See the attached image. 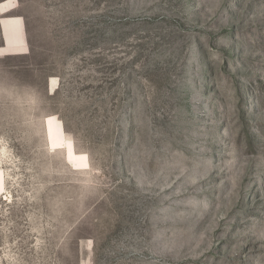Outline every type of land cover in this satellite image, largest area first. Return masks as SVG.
Listing matches in <instances>:
<instances>
[{
    "label": "rangeland",
    "instance_id": "obj_1",
    "mask_svg": "<svg viewBox=\"0 0 264 264\" xmlns=\"http://www.w3.org/2000/svg\"><path fill=\"white\" fill-rule=\"evenodd\" d=\"M0 13V264H264V0Z\"/></svg>",
    "mask_w": 264,
    "mask_h": 264
},
{
    "label": "crops",
    "instance_id": "obj_2",
    "mask_svg": "<svg viewBox=\"0 0 264 264\" xmlns=\"http://www.w3.org/2000/svg\"><path fill=\"white\" fill-rule=\"evenodd\" d=\"M7 24H9V29L6 36L5 29H3V24L0 18V26L2 30L1 32L3 34V40L5 41V43L9 41L11 42V44L13 43L16 46L22 47L25 41V26L23 20L21 19V22L18 20H14L12 23L8 22Z\"/></svg>",
    "mask_w": 264,
    "mask_h": 264
},
{
    "label": "bare ground",
    "instance_id": "obj_3",
    "mask_svg": "<svg viewBox=\"0 0 264 264\" xmlns=\"http://www.w3.org/2000/svg\"><path fill=\"white\" fill-rule=\"evenodd\" d=\"M4 29H5V34H6V36H7V32H8V30L6 29V26L4 25ZM8 43H10L9 41H8ZM50 132H52V130L50 131ZM54 133V132H53ZM50 134V133H49ZM52 134V133H51Z\"/></svg>",
    "mask_w": 264,
    "mask_h": 264
},
{
    "label": "water",
    "instance_id": "obj_4",
    "mask_svg": "<svg viewBox=\"0 0 264 264\" xmlns=\"http://www.w3.org/2000/svg\"><path fill=\"white\" fill-rule=\"evenodd\" d=\"M5 46V45H4Z\"/></svg>",
    "mask_w": 264,
    "mask_h": 264
}]
</instances>
